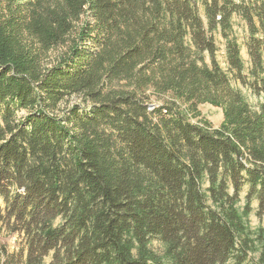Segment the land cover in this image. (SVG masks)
Instances as JSON below:
<instances>
[{"label":"trees","instance_id":"trees-1","mask_svg":"<svg viewBox=\"0 0 264 264\" xmlns=\"http://www.w3.org/2000/svg\"><path fill=\"white\" fill-rule=\"evenodd\" d=\"M263 74L264 0H0V264H264Z\"/></svg>","mask_w":264,"mask_h":264},{"label":"rangeland","instance_id":"rangeland-1","mask_svg":"<svg viewBox=\"0 0 264 264\" xmlns=\"http://www.w3.org/2000/svg\"><path fill=\"white\" fill-rule=\"evenodd\" d=\"M199 14L204 18V14L202 12V7H199ZM232 35L237 36L239 42L242 41V36L245 33L246 29H245V24L244 22L240 19V17L237 16H233L232 19ZM214 37V41H215V45L217 46V52L215 55V58L218 62H220V65L222 68H226V62H225V46H224V41L218 31V33L213 34ZM95 45H92V48H94ZM62 48L59 47L56 50L52 51L50 53V60H53L60 52ZM241 59L245 64V67H249V61L247 58V52H246V48L243 45L242 49H241ZM206 62H208V58H205ZM264 76L261 75V77ZM245 94H247L248 96V100L249 102H251V104H253L255 107H257L258 105L264 104V91H260L259 94L255 93V94H251L249 91H243ZM150 94V92H147V94ZM165 96H152L151 101H150V106H152L153 108H156L157 106L161 105V103L163 102V100L165 99ZM198 114L196 116H193L191 114H189L187 117L189 118V120L191 122H193L194 124L200 126V127H204L207 128L210 127L211 130H217L219 129V126L222 122V110L213 108L211 106H209L208 104H204V105H200L198 106ZM23 112H19L18 115H23ZM246 191L244 189L243 193L240 195V201H239V206L243 205V199H244V195L246 194ZM3 200L0 198V210L3 208ZM257 202H253L251 204L252 207V212L249 213L248 215H245V217H243L246 225H247V229L251 234L256 233L257 231H263L264 232V216H262L261 218L256 214V210H257ZM19 243V238L17 234H11L9 232H7L6 230H4L3 226H0V248H5V250H7L8 252H13L18 246L17 244ZM153 249L156 251H160L161 250V245L159 243L154 242L153 243ZM260 254L257 251L252 252L250 249L247 252V257H246V261L243 264H257L258 263V258H259Z\"/></svg>","mask_w":264,"mask_h":264},{"label":"water","instance_id":"water-1","mask_svg":"<svg viewBox=\"0 0 264 264\" xmlns=\"http://www.w3.org/2000/svg\"><path fill=\"white\" fill-rule=\"evenodd\" d=\"M152 109H153V107H152V106H150V107H149V110H152Z\"/></svg>","mask_w":264,"mask_h":264}]
</instances>
